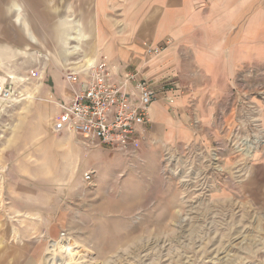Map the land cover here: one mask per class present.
Returning a JSON list of instances; mask_svg holds the SVG:
<instances>
[{
	"label": "rangeland",
	"instance_id": "rangeland-1",
	"mask_svg": "<svg viewBox=\"0 0 264 264\" xmlns=\"http://www.w3.org/2000/svg\"><path fill=\"white\" fill-rule=\"evenodd\" d=\"M19 1L31 16L26 0ZM29 1L61 13L60 0ZM205 1L219 12L241 9L246 18L260 10L264 19V0ZM69 13L68 28L53 22L54 33L50 24L35 31L38 76H21L10 83L12 99L0 100V257L10 244L40 238L46 249L52 244L50 264H264V48L260 63L238 73L228 101L193 120L187 141L147 139L126 156L53 134L47 143L77 144L79 157L48 153L41 166H22L59 112L50 76L65 79L68 68L96 63L92 7L78 16L70 6ZM67 34L80 39L65 46ZM88 171L95 173L91 184L83 179ZM48 176L64 181L46 182ZM35 177L40 181L31 183ZM19 185L38 191L18 198ZM49 226L57 236L43 234Z\"/></svg>",
	"mask_w": 264,
	"mask_h": 264
},
{
	"label": "crops",
	"instance_id": "crops-1",
	"mask_svg": "<svg viewBox=\"0 0 264 264\" xmlns=\"http://www.w3.org/2000/svg\"><path fill=\"white\" fill-rule=\"evenodd\" d=\"M26 3L29 12H33L31 16L22 14L21 6L25 4L19 0H0L2 81L16 85L21 76L28 81L35 79L31 73L38 72L36 48L40 44L35 31L48 30L47 25L50 24V33H54L56 27L53 22L66 23L68 28L70 6L78 16L85 15L92 7L96 24L91 37L97 46L96 62L115 65L121 73L139 72L158 92L150 108V123L147 125L148 139L155 141L169 138H176V143L187 141L194 126L193 120L212 116L213 106L221 108L228 101L238 73L245 66L260 63L262 58L264 19L260 10H254L251 18L250 15L246 18L241 9L219 12L212 8L211 1L205 0H140L139 5L134 0H73L71 5L69 0H60L61 13L55 17L46 8L42 9L46 6L42 1L26 0ZM75 24L80 25L79 22ZM65 37V46L71 40L80 39V35L67 34ZM49 42V46L46 44L49 50L45 51L48 55L52 52L53 40ZM158 47H162V51L151 56L148 51ZM74 49L79 50V47ZM50 79L53 85L50 99L58 108L59 103L71 99L72 89L59 75L52 74ZM169 86L176 89L165 88ZM169 97H174V104L168 103ZM2 129L0 123V133ZM53 134H66V138L69 135L66 132L55 133L52 128L45 142L25 152L27 155L23 159L28 163L21 165L41 166V155L48 153L58 155V160L63 159L60 154L70 161L79 157L81 148L77 144L54 148L47 143ZM73 136H68V139L72 141L76 137ZM45 180L64 181L56 176H48ZM39 181L40 177L30 180L31 183ZM18 187L21 189L18 198L32 194L31 189L38 191L36 187ZM43 230L48 238L58 234V229L51 226ZM46 248L47 242L40 238L22 240L8 245L0 262L50 264V248Z\"/></svg>",
	"mask_w": 264,
	"mask_h": 264
},
{
	"label": "built area",
	"instance_id": "built-area-1",
	"mask_svg": "<svg viewBox=\"0 0 264 264\" xmlns=\"http://www.w3.org/2000/svg\"><path fill=\"white\" fill-rule=\"evenodd\" d=\"M162 47L150 49L156 56ZM38 72H32L36 78ZM65 81L72 89L69 101L58 104L59 114L52 128L55 133L75 135L85 144L114 149L126 156L135 155L148 139L149 111L158 97L152 83L139 72L121 73L108 62L70 67ZM0 77V100H11L14 92ZM174 98L168 103L174 104ZM93 171L84 174V182H93ZM63 239L64 235L61 237ZM60 238V239H61ZM55 242H53L54 244Z\"/></svg>",
	"mask_w": 264,
	"mask_h": 264
}]
</instances>
